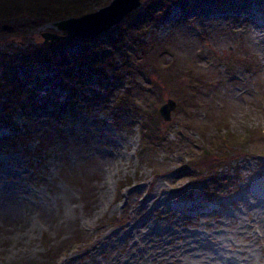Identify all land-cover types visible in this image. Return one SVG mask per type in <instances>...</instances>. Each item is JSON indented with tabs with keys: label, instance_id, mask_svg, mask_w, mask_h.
<instances>
[{
	"label": "rangeland",
	"instance_id": "rangeland-1",
	"mask_svg": "<svg viewBox=\"0 0 264 264\" xmlns=\"http://www.w3.org/2000/svg\"><path fill=\"white\" fill-rule=\"evenodd\" d=\"M66 2L70 15L38 21L6 5L13 15L0 19V55L44 43L56 58L40 108L28 111L24 92L0 105V264H215L178 255L196 240L221 260L235 249L233 264H264V0L198 17L141 0L110 29L73 37L89 40L88 59L42 33L65 34L54 22L110 0ZM142 122L158 132L142 134ZM222 225H239L234 246L217 236ZM140 229L153 233L145 243Z\"/></svg>",
	"mask_w": 264,
	"mask_h": 264
},
{
	"label": "trees",
	"instance_id": "trees-1",
	"mask_svg": "<svg viewBox=\"0 0 264 264\" xmlns=\"http://www.w3.org/2000/svg\"><path fill=\"white\" fill-rule=\"evenodd\" d=\"M66 1L67 0H64V2H62L61 0L62 3L59 1L60 4H55V0H0V19L2 21L8 20L7 17L9 14H11L8 11V9L5 8L6 5H9L11 8H14L16 5L17 10H21V13L23 15L25 14V15L34 17L38 21H41L43 16H48L49 19H51V18H56L60 16L70 15L69 10H71L70 8L71 6H68V3ZM234 1L239 3V5L240 4L243 5V0H175L173 5L178 6L179 9H181L183 14L185 15L188 12H193L198 17L202 14L204 15L206 12H210L211 10H223L224 7H226V5L233 6ZM12 15L13 14H11V16ZM133 15L135 16V14ZM27 22L29 21L27 20ZM131 25L132 26L129 25L130 29L131 27H136L135 24H131ZM129 27L127 28V30H129ZM116 35L117 34H114L113 36H116ZM118 35L115 37V39L118 37ZM77 40L78 39L74 38L71 40H66L64 42L65 43L71 42L73 46L75 45L77 50H81L80 52L86 51L88 54H84L81 56L87 57L88 59L89 53L91 50L88 44V40L87 41L81 40L82 45H80V42H77ZM57 43L61 44L62 41L60 42L57 41ZM43 44L44 43L40 45L42 49L46 48V45H43ZM42 49H39V51L37 50V53H34L32 49L28 53H26L25 56L23 54H20V52H18V53L10 55L12 59L9 57V55L8 56L0 55V58H2L4 62V65L1 64L2 70L0 71V100H1L0 105L2 107L7 102L11 103L13 101L12 99H16L15 101L16 103H21L19 99H20V94L23 92L26 94L27 98L31 99L30 101H31V104L33 105V108H31L28 111H31V112L35 111L36 108H40L42 106L40 99H38L35 95H37L38 93L37 91L40 87V84L42 82H47L49 78V76H44L43 74L44 65L49 64L51 66L56 67L55 62H54V59H56L55 56L48 54V51L44 52ZM56 51H60V54L61 52L65 53L63 46L58 47ZM65 61L67 62V60L64 59V56L62 59L60 58V64L61 63L67 64L68 62L66 63ZM68 72L69 71L66 69H63L62 71V73L64 74L62 73L58 74L57 72H54L56 73L57 76H59L57 78L58 79L57 82H60V83L63 82V77H66ZM94 72L101 74L103 71L97 70ZM94 74L92 71H87V75L89 77L93 76ZM32 76L39 78L35 80V85H30ZM63 85L66 86L65 84ZM10 86H12V88ZM6 89H9V92ZM11 92H14V95H10L9 93ZM67 102L68 100L65 102V104ZM123 104H127V101H123ZM145 121L147 120L144 119L143 122ZM143 122L140 125V130L142 134L144 133L145 130L150 135H153L154 132H158L159 130L158 126L156 125H152L151 127L145 126V125H142ZM5 126H6L5 123L0 122V128H5ZM212 159L215 160V163L212 165V167L217 166L219 163V159L218 158H212ZM211 160L206 161L204 159L203 161L205 163H208ZM198 164H200V162ZM201 164H204V163H201ZM202 166L206 167V165H202Z\"/></svg>",
	"mask_w": 264,
	"mask_h": 264
},
{
	"label": "water",
	"instance_id": "water-1",
	"mask_svg": "<svg viewBox=\"0 0 264 264\" xmlns=\"http://www.w3.org/2000/svg\"><path fill=\"white\" fill-rule=\"evenodd\" d=\"M141 3V0H110L109 4L100 7L95 11L83 13L79 16H70L54 22L57 28L65 32L58 35L53 32H44L42 35L45 40H69L73 37H87L96 35L112 25L121 21L131 9ZM175 101L167 98L166 102L162 103L158 112L164 119L169 118V111L175 106Z\"/></svg>",
	"mask_w": 264,
	"mask_h": 264
},
{
	"label": "bare ground",
	"instance_id": "bare-ground-1",
	"mask_svg": "<svg viewBox=\"0 0 264 264\" xmlns=\"http://www.w3.org/2000/svg\"><path fill=\"white\" fill-rule=\"evenodd\" d=\"M157 195V194H156ZM152 198V196L150 195L149 197H148V199H146V201H149V199H151ZM260 206H262V205H260L259 203H257V202H255L254 203V205H253V208H256L255 210L256 211H260V212H262V208H260ZM243 208H245V207H241V210L243 209ZM236 213H237V211L236 210H234L233 211V213H231V214H229L228 213V215H227V218L225 219L227 222H228V217H232V218H235L236 216H238V215H236ZM236 218H238V217H236ZM140 225V223L137 225V226H139ZM142 226V225H141ZM238 226V227H237ZM234 225V227H235V229L236 228H238V230H235V229H233L232 227L231 228H229L228 229V227L227 226H224V225H222V227L221 228H219V230L218 231H216L217 233V236H219L220 238H221V242L223 243V242H228V244L229 245H231V246H234V244L232 243V241L233 240H236L237 238H238V236L236 235L237 233H238V231H239V225ZM134 228V227H133ZM132 229V228H131ZM237 231V232H236ZM245 232V231H244ZM153 233H151V231L150 232H146V231H141V229L139 230V233L137 234L138 236H137V241H135V242H142V243H145L146 242V239L150 236V235H152ZM192 237V236H191ZM183 239H184V241H185V246H187V245H189L188 243H187V239H189L191 242L193 241V240H191L190 238H187V235H183ZM193 242H195L196 243V245L197 246H191V247H188V248H185L184 246H183V248L181 249V251L179 250V256L180 255H188V256H193V254L194 253H196L197 255V257L198 258H201V259H203V261H207L208 259H210L212 262H214L215 264H233L234 263V261H235V259L234 260H232L231 259V257H233L234 256V253L235 252H237V253H241L242 251L241 250H237V251H235V249L234 250H232L231 252V256L229 255V260H227V261H225V259L222 257V260L218 257V256H216V255H214L213 253V251L210 249V248H206L205 246H203L202 244H201V242L200 241H198V240H196V241H193ZM192 242V243H193ZM158 246V249L159 250H163V247H164V243H162L161 245H157ZM148 248H150V247H148ZM153 256H156L155 254L153 255ZM227 262V263H223V262Z\"/></svg>",
	"mask_w": 264,
	"mask_h": 264
}]
</instances>
